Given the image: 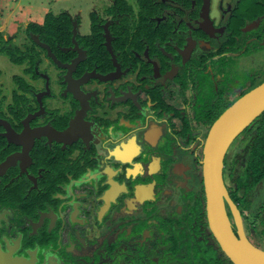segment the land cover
Segmentation results:
<instances>
[{"label":"flooded vegetation","instance_id":"1","mask_svg":"<svg viewBox=\"0 0 264 264\" xmlns=\"http://www.w3.org/2000/svg\"><path fill=\"white\" fill-rule=\"evenodd\" d=\"M63 13L18 45L0 30L23 57L0 77V264H234L208 225L203 147L264 81V0ZM222 177L233 232L264 250V113Z\"/></svg>","mask_w":264,"mask_h":264},{"label":"water","instance_id":"2","mask_svg":"<svg viewBox=\"0 0 264 264\" xmlns=\"http://www.w3.org/2000/svg\"><path fill=\"white\" fill-rule=\"evenodd\" d=\"M263 112L264 81L242 94L219 115L203 147L202 178L208 225L234 264H264V250L254 246L242 233L237 236L231 228L224 202L231 200L223 182V160L232 140Z\"/></svg>","mask_w":264,"mask_h":264},{"label":"rangeland","instance_id":"3","mask_svg":"<svg viewBox=\"0 0 264 264\" xmlns=\"http://www.w3.org/2000/svg\"><path fill=\"white\" fill-rule=\"evenodd\" d=\"M92 1L97 2V0H0V30L6 38L11 36L9 41H12L11 38L15 39L11 44L18 45L23 34L22 27L26 23L41 21L48 15L58 18L66 8L70 10L81 8L82 13L86 15ZM128 2L132 3V0ZM6 70L11 77L19 70V65L0 54V77L5 76ZM4 80L7 83L6 77ZM238 83L236 81V84ZM247 90H250V87L244 89L245 92ZM261 247L264 249V245Z\"/></svg>","mask_w":264,"mask_h":264},{"label":"trees","instance_id":"4","mask_svg":"<svg viewBox=\"0 0 264 264\" xmlns=\"http://www.w3.org/2000/svg\"><path fill=\"white\" fill-rule=\"evenodd\" d=\"M67 15L62 13L59 18H66ZM47 18H54L52 15H48ZM9 41L3 45L2 33L0 32V54H4L13 63L19 64L23 61V57L17 54V50L8 45ZM264 113V112H263Z\"/></svg>","mask_w":264,"mask_h":264}]
</instances>
